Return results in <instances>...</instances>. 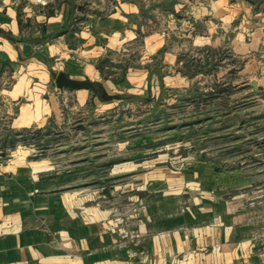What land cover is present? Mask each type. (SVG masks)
Instances as JSON below:
<instances>
[{"label": "rangeland", "instance_id": "1", "mask_svg": "<svg viewBox=\"0 0 264 264\" xmlns=\"http://www.w3.org/2000/svg\"><path fill=\"white\" fill-rule=\"evenodd\" d=\"M230 1L264 13V0ZM237 11L236 22L222 21L218 49L197 43L210 26L191 22L180 32L174 45L185 52L182 67L165 68L143 39L91 65L99 74L89 75L117 97L112 101L53 82L41 97L42 118L20 130L13 118L22 104L14 105L0 120V177L39 165L63 179L64 191L87 196L110 211L113 224L120 219L137 234L134 214L145 194L161 190L155 181L166 172L172 192L219 193L223 202L257 211L264 226V34L255 27L233 44L236 28L244 35V12Z\"/></svg>", "mask_w": 264, "mask_h": 264}, {"label": "crops", "instance_id": "2", "mask_svg": "<svg viewBox=\"0 0 264 264\" xmlns=\"http://www.w3.org/2000/svg\"><path fill=\"white\" fill-rule=\"evenodd\" d=\"M210 3L216 7L201 0H53L46 6L39 0H0V120L19 104L13 128L40 120L42 94L60 73L98 83L100 101L114 100L89 75L99 74L91 65L142 39L151 56L162 54L165 68L182 67L185 52L174 42L191 22L212 28L196 39L216 49L225 41L222 21L236 22L237 10L244 12V35L236 28L233 44L247 41L255 27L264 34V13L255 14L247 1ZM190 33L181 35L191 38ZM37 167L0 177V264H264L257 211L223 202L219 193L172 192V176L162 172L155 181L161 190L145 194L134 214L133 242L123 238L120 219L111 222L110 211L64 191L61 177Z\"/></svg>", "mask_w": 264, "mask_h": 264}, {"label": "water", "instance_id": "3", "mask_svg": "<svg viewBox=\"0 0 264 264\" xmlns=\"http://www.w3.org/2000/svg\"><path fill=\"white\" fill-rule=\"evenodd\" d=\"M56 86L58 89H92V91L98 95H101L100 85L98 83L92 82L90 80L78 81L70 78L65 73H60L56 79ZM253 86L258 89L256 82H253Z\"/></svg>", "mask_w": 264, "mask_h": 264}, {"label": "built area", "instance_id": "4", "mask_svg": "<svg viewBox=\"0 0 264 264\" xmlns=\"http://www.w3.org/2000/svg\"><path fill=\"white\" fill-rule=\"evenodd\" d=\"M53 0H39V3L43 6H46L49 4V2H52ZM120 223H124L123 221H120ZM122 236L124 239H131L133 242L137 239V234L128 231L126 228L122 229Z\"/></svg>", "mask_w": 264, "mask_h": 264}, {"label": "trees", "instance_id": "5", "mask_svg": "<svg viewBox=\"0 0 264 264\" xmlns=\"http://www.w3.org/2000/svg\"><path fill=\"white\" fill-rule=\"evenodd\" d=\"M102 99L105 100V101H108V100H111V99H113V98H111V97H109V96H103Z\"/></svg>", "mask_w": 264, "mask_h": 264}]
</instances>
